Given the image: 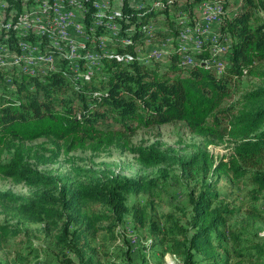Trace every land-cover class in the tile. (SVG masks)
<instances>
[{
  "label": "trees",
  "instance_id": "1",
  "mask_svg": "<svg viewBox=\"0 0 264 264\" xmlns=\"http://www.w3.org/2000/svg\"><path fill=\"white\" fill-rule=\"evenodd\" d=\"M203 1L195 0L192 6ZM156 2L157 5L141 7L124 3L122 10L115 12L113 20L120 30L116 38L126 37L132 45L115 46L111 54L103 55L100 73L86 75L80 81L64 63L45 81L25 76L17 99H0V181L10 180L37 190L33 198L0 192V208L19 220L58 228L57 243L74 253L80 264H94L86 257L90 236L106 231L117 240L114 230L124 225L129 214L139 218L145 227L148 214L130 209L128 201L133 195L154 192L159 185L153 180L128 177L96 178L91 171L80 168L76 169V179L63 184L60 177L33 167L53 164L62 154H98L115 147L136 156L146 168L178 166L182 171L180 177L190 181L211 173L247 181L254 188V203L264 194V87L245 94L239 109L224 107L230 98L229 81L243 77L245 72L264 77V71L256 68L264 62V16H260L264 0H245L240 6L225 0L229 13L222 19L221 29L231 36L232 45L230 65L222 77H217L210 66L207 69L182 63L185 54L216 59V53L204 44L200 54L197 44L195 55L183 52L177 45L166 63L151 67L139 62L137 45L149 37L176 39L180 34L178 15L172 16L177 14L176 9L179 12V6H169L167 0ZM158 10L166 14L161 16L166 17L163 20L167 31L148 36V22L159 14ZM211 48L220 47L213 44ZM131 57L136 59L127 60ZM108 119H112L113 125L103 129L101 124ZM173 122H185L190 132L203 140L205 149L184 158L155 145L136 146L131 141L140 128ZM41 140L44 142L37 143ZM49 143L51 148L46 147ZM214 144L229 145L232 153L227 161L217 162L210 155L207 148ZM6 152L11 158L1 162ZM94 205L104 211L96 212ZM190 205L188 228L173 224L168 233L162 234L160 228L156 232L161 236L159 242L168 245L170 252L181 258V264H264L262 252L255 253L256 247L246 246L230 228L239 211L219 203L218 194L210 185L197 197L191 195ZM261 212L249 207L248 219L252 223L263 221ZM104 223L109 225L103 227ZM20 233L19 229L0 226V240L15 238ZM66 264L73 262L67 260Z\"/></svg>",
  "mask_w": 264,
  "mask_h": 264
},
{
  "label": "rangeland",
  "instance_id": "2",
  "mask_svg": "<svg viewBox=\"0 0 264 264\" xmlns=\"http://www.w3.org/2000/svg\"><path fill=\"white\" fill-rule=\"evenodd\" d=\"M228 1L230 5L237 4L240 6L245 0ZM211 2H213V0H204L197 5H201V9H203L205 6L213 5ZM223 2L222 9L224 10L221 12L222 15L220 14V21L229 13V8L226 9L225 6V0H223ZM151 4L157 5L156 0L149 2V5ZM158 11L159 14H157L156 17H152L148 22V26L155 28L157 35L160 31H167L165 21L163 20L165 17L161 16L165 13L160 12V10ZM75 12V22L81 21V12ZM176 12L179 13L177 9ZM140 14L141 13L138 15ZM260 16H264V12H260ZM178 20L181 24L180 34H185V38H192V32L197 30L198 25H200V18L189 19L185 15H178ZM107 27L106 25H99L98 34L100 36H106L104 42L108 44L109 47L108 50L106 47L105 52L111 54L116 47L113 46V42L108 41L110 37L107 36V33L112 32L108 30ZM74 29L77 28L74 27ZM142 30H144V28H142ZM68 33L70 34L68 40H70V54L72 55V49L75 48L77 50L83 43L79 42L78 34H75L72 27L68 28ZM207 37H214V30H207ZM156 38L159 40H166L169 37L162 39L157 36ZM146 40L152 41L151 37ZM27 41L34 42V39L28 40V37L22 38L20 41L13 38L9 40L0 39V99H17L19 97L18 88L21 82L15 85L17 88L16 91L14 88L8 87V80L5 79H15V77L23 79L27 76L39 81H45L55 70L62 69L63 64L66 63L67 67L71 68L72 71L76 73L74 77L81 81L86 75L92 76L94 73H100V67H96V64L100 65L99 62L101 57L107 55L100 53L98 50L90 49V58L88 60L83 58V56H87L88 51H80V55H73L69 61L63 60L62 56H60L62 52L53 51L56 42L51 41L49 43L51 48L47 47L45 49L46 51H44L46 52L44 56L50 57V59H46V63L39 61L37 64L33 65L30 61L41 57L42 54L38 51V57H36L34 53L25 55L23 50L26 49L23 47V44ZM197 42H199V40L187 41L185 44L175 43V48L179 45L185 48L188 54L195 55L194 48L196 44H198ZM213 44L220 47L221 39L212 40L211 46ZM45 45H47V43H45ZM218 50H220V48ZM143 53L145 55V51H142L140 54ZM145 57L147 56H143V58ZM39 59L41 60L42 58ZM55 61H58L57 64L50 65V69H45L44 64ZM166 62L167 61L161 63ZM155 64L157 63L150 66L153 67ZM229 65L230 60H228V67ZM73 67L79 70H88L89 72L82 74V72L76 71ZM256 68L260 71H264V62L257 64ZM47 70L49 72H47ZM228 87L230 89V98L226 100L224 107L225 109H229L230 107L239 109L242 106L245 94L253 92L260 87H264V77L250 75L245 72L243 77L234 78L229 81ZM110 125H113L112 119L105 120L103 124H101L103 129L108 128ZM116 128L119 127L116 126ZM131 141L136 146L148 147L155 145L161 150L172 152L184 158H188L192 154L197 153L200 149H205L203 147V140L193 135L185 122H173L152 128H140L131 138ZM43 142L44 141L41 140L37 143L40 144ZM52 146L53 145L50 143L46 145L48 148ZM228 147V144H214L209 146L207 151L217 162L224 159L227 161L229 155L232 153V150ZM10 158L11 154L6 152L1 157V162H6ZM33 167L39 172L60 177L63 179V184L77 178V168L83 171H91L96 178L117 176L145 181L153 180L158 183L159 187L156 188L154 192L150 194L133 195L128 201V207L130 209H139L142 212L144 211L145 214H148L149 222L145 227L142 226L139 218L129 214L124 225L118 226L114 230L115 236L118 237L117 240H113L111 235L106 231H100V233L90 236V246L86 250V257L87 259L91 258L94 264H181V258L174 256L170 252L168 245H163L159 242L161 236L157 235V229L160 228L161 233L164 234L171 230L173 224L188 228L192 213L190 205L191 195L197 197L199 193L204 191L209 185L211 186V190L218 194L219 203L229 204L239 211L231 220L230 228L242 237V241L246 246L256 247L253 251L255 253L261 251L264 255V194L260 196L258 202L254 203V188L247 181H234L229 177L218 176L212 173L206 178L190 181L180 177L182 171L178 166L172 167L163 165L157 168H146L140 165L136 156L115 147L98 154L89 151H77L68 156L62 154L57 162L53 164L46 166L34 165ZM162 171H165L166 174ZM6 191H11L26 198H33V195L37 192L36 189H30L25 185H16L10 180H1L0 192ZM52 191L58 193L56 190ZM251 206L262 210L261 215L263 221L252 223L248 219L247 213ZM92 209L98 213L104 211L103 207L96 205L92 206ZM108 225L107 223L102 224L103 227H107ZM0 226L19 229L21 231L15 238L0 240V264H66L67 260H71L73 264H80L79 259L74 253L64 250L57 243L56 237L59 234L58 228L51 227L47 223H29L19 220L14 217L13 213L2 207L0 208ZM154 243L158 245H154ZM228 243L232 252L231 240H229ZM23 258H26V260H23ZM200 259L201 258L198 257L199 261ZM198 264L205 263L200 261Z\"/></svg>",
  "mask_w": 264,
  "mask_h": 264
},
{
  "label": "bare ground",
  "instance_id": "3",
  "mask_svg": "<svg viewBox=\"0 0 264 264\" xmlns=\"http://www.w3.org/2000/svg\"><path fill=\"white\" fill-rule=\"evenodd\" d=\"M122 1L123 0H0V33L6 34L7 38L9 39L13 38L17 41H20V39L27 37L28 40L34 39V42L27 41L25 44H23V47L26 50L38 49V51L42 54V56L39 57L42 58L41 60L37 58L30 61V63L33 65L37 64L39 61L46 63V59H50V57L44 56V54H46V52L44 51H46L45 49L47 47L51 48L49 44L51 41L56 42V45L53 47L54 48L53 51L62 52L60 53L62 59L69 61L73 56L70 54L71 51L70 47L63 42H57V41L63 40L64 38L67 40L69 39L70 34L68 33V28L72 27V30L74 29V27L77 29H83V23L89 22L92 24V29L88 30V32L84 30L75 31V34H78L79 42L83 43L77 48V50H80L81 52L88 51V54L86 53L87 54L86 59L88 60L90 58L89 50L97 48V41H93V40H98V49H99L98 51L100 50L106 51V47L107 50L109 47L108 44L104 42V38L106 36L105 35L100 36L98 34L99 25L108 26L107 27L108 30L112 32V33H107V36L110 37L108 41L113 42V46L124 47L127 45H132V41H130L126 37L120 39L116 38L117 32L119 30V25L113 20V15L115 14L116 11L122 10L124 6V2ZM149 2L151 1L130 0L129 4L131 6L141 7V6L149 5ZM222 8L223 7L221 4H213V5L205 6L203 9H208L209 12L212 14L213 18L215 20L220 21L221 18L220 14L222 12ZM75 11L81 12V17H80L81 21L79 22H75L74 20V15L76 14ZM14 15H18V16L14 17ZM45 17H50L53 20H57V21L49 24L46 22ZM155 34H156L155 28L152 26H148L147 35L153 36ZM172 38L169 37L168 39H172ZM156 40L159 39L155 37L152 38V41L149 40L142 44L137 45L139 60L141 63H144L146 66L153 65L154 63H161L160 56H151L150 58L149 56H147L143 58V56H145L144 53L140 54L142 51H139V50H145V52H152L153 48L156 47L155 45ZM45 43H47V45H45ZM197 43H198L196 46L197 53L200 54L204 43L202 40H199V42ZM181 48L183 52H186L185 48L183 47ZM170 52L171 51H163V58H166ZM212 52L214 54L216 53V51H212ZM34 55L38 57L39 53H34ZM182 58H193V57L185 54ZM209 66L213 70L217 69V62H210ZM47 72L49 71L47 70Z\"/></svg>",
  "mask_w": 264,
  "mask_h": 264
},
{
  "label": "built area",
  "instance_id": "4",
  "mask_svg": "<svg viewBox=\"0 0 264 264\" xmlns=\"http://www.w3.org/2000/svg\"><path fill=\"white\" fill-rule=\"evenodd\" d=\"M194 1L195 0H167L169 6H179V13L174 14L172 16L185 15L189 19L200 18V25H198L197 30H194L192 32V38H185V34L181 33L177 39L156 40V47L153 48L152 52H145V56H149V58L151 56H160V62L168 61L169 58H163V51H175V43L185 44L187 41L204 40L205 48H208L211 51H216V59L205 60L203 58H181L182 63L185 66H204L207 69H209L210 62H217V70H211V71L217 77H222L226 73V69H228V60H230L232 38L230 35L222 33V29H221L223 23L222 21L215 20L208 9H201V5L195 4L194 6H192L193 5L192 3ZM122 2L128 5L130 3V0H123ZM17 16L18 15H14V17ZM45 19L46 22L49 24L57 21V20H53L50 17H45ZM163 19H166V17ZM154 26H160V25H154ZM90 29H92V24L86 22L83 23V29H73V30L74 31L84 30L88 32V30ZM207 30H214V37H207ZM0 39H9V38H7L6 34H0ZM214 39H221L220 50H213V48H211V41ZM93 41H97V48L94 50H99L98 40H93ZM57 42H63L70 47V40H67L65 38ZM139 51H145V50H139ZM23 53H25V55H30L31 53H38V49L23 50ZM100 53L107 54L105 50H100ZM72 55H80V50L72 49ZM83 58L86 57L83 56ZM133 59H136V57L127 58V60H133ZM57 62L58 61L49 64H44L45 69H50V65H55ZM100 66L101 65L96 64V67H100ZM73 68L76 71L82 72V74L89 72L88 70H79L76 67ZM5 80H8V87H12L16 91L17 88L15 87V85L23 81V79H19L18 77H15V79H5Z\"/></svg>",
  "mask_w": 264,
  "mask_h": 264
},
{
  "label": "crops",
  "instance_id": "5",
  "mask_svg": "<svg viewBox=\"0 0 264 264\" xmlns=\"http://www.w3.org/2000/svg\"><path fill=\"white\" fill-rule=\"evenodd\" d=\"M169 37H171V36H169ZM171 38H172V37H171ZM149 50H150V48H149ZM149 50H148V51H149ZM172 52H174V51H171L170 53H172ZM166 58H169V55H168Z\"/></svg>",
  "mask_w": 264,
  "mask_h": 264
}]
</instances>
